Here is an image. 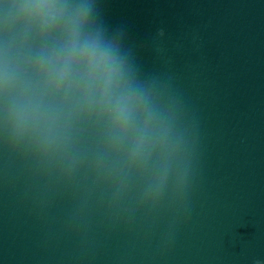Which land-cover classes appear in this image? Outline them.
<instances>
[{
	"label": "clouds",
	"instance_id": "1",
	"mask_svg": "<svg viewBox=\"0 0 264 264\" xmlns=\"http://www.w3.org/2000/svg\"><path fill=\"white\" fill-rule=\"evenodd\" d=\"M21 12L41 21L42 27H52L65 18L62 6L55 0H26L21 6ZM89 15V5L81 6L68 17L72 28L71 39L68 45L59 52L41 56L38 60V70L45 77L47 87L60 88L68 80L69 67L74 59H78L84 66L85 72L81 80L86 85H97L95 103L106 106L111 112L113 125L124 131L130 123L133 106L142 102L143 93L139 89L128 88L119 95H113V86L122 78V58L117 50L105 42L100 35L79 40V31L83 28ZM5 87L9 82L4 81ZM47 113L39 101L24 98L14 101L9 112L14 137L22 139L34 131V126L41 121ZM50 146L47 135H41L37 147L46 151ZM139 149L133 150L136 155Z\"/></svg>",
	"mask_w": 264,
	"mask_h": 264
}]
</instances>
